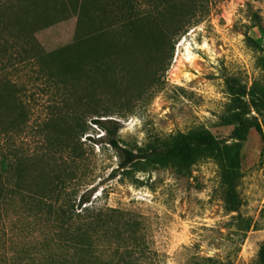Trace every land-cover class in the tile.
I'll list each match as a JSON object with an SVG mask.
<instances>
[{
  "label": "rangeland",
  "instance_id": "1",
  "mask_svg": "<svg viewBox=\"0 0 264 264\" xmlns=\"http://www.w3.org/2000/svg\"><path fill=\"white\" fill-rule=\"evenodd\" d=\"M0 264H264V0H0Z\"/></svg>",
  "mask_w": 264,
  "mask_h": 264
},
{
  "label": "trees",
  "instance_id": "2",
  "mask_svg": "<svg viewBox=\"0 0 264 264\" xmlns=\"http://www.w3.org/2000/svg\"><path fill=\"white\" fill-rule=\"evenodd\" d=\"M97 122H104L97 119ZM115 142L117 140L114 139ZM219 140L208 128H197L189 132L179 134L173 141L164 145H154L148 148H142L138 151L126 148V159L123 166L135 163L139 159L146 158L156 160L162 164H168L171 160L178 159L187 163L196 161V149L200 146L208 147L211 150L217 148ZM92 194L84 193L81 196L80 206H88ZM84 209V208H83Z\"/></svg>",
  "mask_w": 264,
  "mask_h": 264
}]
</instances>
